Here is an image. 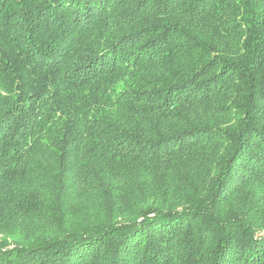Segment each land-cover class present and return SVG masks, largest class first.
Wrapping results in <instances>:
<instances>
[{"label": "trees", "instance_id": "obj_1", "mask_svg": "<svg viewBox=\"0 0 264 264\" xmlns=\"http://www.w3.org/2000/svg\"><path fill=\"white\" fill-rule=\"evenodd\" d=\"M0 264H264V0H0Z\"/></svg>", "mask_w": 264, "mask_h": 264}]
</instances>
